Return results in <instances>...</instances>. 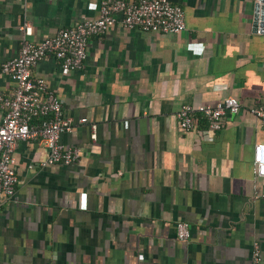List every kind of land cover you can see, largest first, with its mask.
<instances>
[{
    "label": "crops",
    "instance_id": "obj_1",
    "mask_svg": "<svg viewBox=\"0 0 264 264\" xmlns=\"http://www.w3.org/2000/svg\"><path fill=\"white\" fill-rule=\"evenodd\" d=\"M99 1L0 0V64L17 55L23 25L36 43L96 19ZM168 1L185 15L178 34L117 23L90 37L82 70L63 75L52 57L34 67L72 122L60 142L80 157L41 167L40 142L16 143L0 264H249L253 241L264 264V178L253 163L256 146L264 160V124L249 112L264 103V34L253 30V0ZM15 87L0 76V98ZM226 97L240 110L219 130L201 117L180 129L182 105ZM4 113L0 102V123Z\"/></svg>",
    "mask_w": 264,
    "mask_h": 264
},
{
    "label": "built area",
    "instance_id": "obj_2",
    "mask_svg": "<svg viewBox=\"0 0 264 264\" xmlns=\"http://www.w3.org/2000/svg\"><path fill=\"white\" fill-rule=\"evenodd\" d=\"M27 0H24V2ZM184 12L178 5L168 0H100L99 16L94 20H84L72 27L58 30L36 43L30 42L32 29L23 25V40L16 56L0 64V76L6 75L16 87L10 98H0L5 110L0 123V206L4 199L15 193L17 177L15 173L14 149L19 141L35 140L47 149V157L41 167L51 165L69 166L77 163L80 150L65 146L60 135L72 130V122L62 117V105L56 94L42 78L32 76L36 65L52 57L57 61L60 72L67 75L82 70L87 59V48L92 36H101L119 23L123 28L156 34H178L185 29ZM256 33L264 34V21H257ZM240 110V103L233 97H226L214 104L182 105L176 113L181 130L192 131L201 117L207 128L219 130L220 121L226 115L234 116ZM249 112L264 124V103L252 107ZM80 123H85L81 119ZM93 132L91 139L95 140ZM260 146L255 148L254 174L264 178V160L260 156ZM178 241H189L191 229L188 223H175ZM261 248L253 241L249 264H260Z\"/></svg>",
    "mask_w": 264,
    "mask_h": 264
},
{
    "label": "water",
    "instance_id": "obj_3",
    "mask_svg": "<svg viewBox=\"0 0 264 264\" xmlns=\"http://www.w3.org/2000/svg\"><path fill=\"white\" fill-rule=\"evenodd\" d=\"M254 15H253V30L256 33L257 21L260 19L261 23L264 21V0H253Z\"/></svg>",
    "mask_w": 264,
    "mask_h": 264
}]
</instances>
